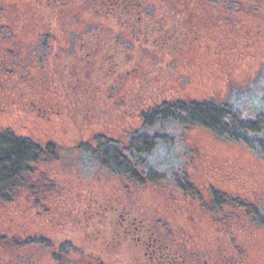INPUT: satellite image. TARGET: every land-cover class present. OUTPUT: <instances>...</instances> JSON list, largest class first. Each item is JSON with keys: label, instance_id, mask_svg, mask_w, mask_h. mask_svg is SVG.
Here are the masks:
<instances>
[{"label": "rangeland", "instance_id": "obj_1", "mask_svg": "<svg viewBox=\"0 0 264 264\" xmlns=\"http://www.w3.org/2000/svg\"><path fill=\"white\" fill-rule=\"evenodd\" d=\"M123 1L150 28L152 45L111 21L105 27L93 21L86 28L78 18V0L67 15L82 22L86 36L56 26L22 32L42 18L41 12L31 0H0V26L8 28L0 35V133L43 149L52 146L57 153L33 165L36 194L23 191L13 203L0 201V264H113L107 262L114 235L108 221L122 211L157 226L191 264L206 259L213 264L219 256L231 264H264V230L243 213L219 225L220 218L200 211L190 197L177 196L173 183H134L82 152L95 149L98 138L127 144L144 127L143 114L164 102H219L250 86L264 65V1L259 15L224 13L201 0ZM162 38L172 43L162 48ZM103 39L111 41L104 51L121 63L115 75L107 61L95 57L97 45L86 44ZM82 95L93 102L88 110ZM33 103L49 106L50 112L38 115ZM56 110L60 114L52 113ZM176 125L165 130L178 138L171 145L176 153L160 146L153 153L157 163L179 160V172L205 196L215 192L262 205L260 150L221 140L201 127ZM225 244H236L234 256ZM58 250L72 251L75 258H56Z\"/></svg>", "mask_w": 264, "mask_h": 264}, {"label": "trees", "instance_id": "obj_2", "mask_svg": "<svg viewBox=\"0 0 264 264\" xmlns=\"http://www.w3.org/2000/svg\"><path fill=\"white\" fill-rule=\"evenodd\" d=\"M201 1L203 6L224 13L259 15L262 13L261 6L264 0ZM144 122L146 127L130 138L131 147L126 151L129 159L123 156L120 146L103 144L102 141H98L95 149L84 148L83 157L89 158L94 164H101L115 174H123L134 162L138 163L140 171H144L142 173L150 177H138L134 180L135 183L140 185L173 183L174 193L177 196L181 193L190 197L201 207L200 211L222 220L229 218L230 211L241 212L250 218L255 228L264 230V201L258 206L238 199L232 200L228 195L215 192L214 196L211 194L205 196L194 185L188 183L187 176L184 177L185 175L179 172L178 168L181 165L179 160L174 158L170 159L169 163H157L158 161L153 159V153L160 146L176 153V149L171 145L178 138L165 133L166 126H174L175 123L178 124L175 127L180 128L201 127L221 140L256 148L261 151L264 159V65L250 86L241 91L233 90L227 99L219 102L207 99L201 102L196 100L164 102L152 110V115L144 116ZM56 154L52 146L43 149L30 140L18 138L10 133H0V201L5 204L13 203L18 195L29 189L28 194H36L37 183L30 178L33 165L39 164L46 157L55 158ZM181 175L183 177H178Z\"/></svg>", "mask_w": 264, "mask_h": 264}, {"label": "flooded vegetation", "instance_id": "obj_3", "mask_svg": "<svg viewBox=\"0 0 264 264\" xmlns=\"http://www.w3.org/2000/svg\"><path fill=\"white\" fill-rule=\"evenodd\" d=\"M30 3H32L35 6L38 12H41L42 18H40L39 16L34 18L32 22H29L26 29L25 28L21 29L22 32L24 30H29L30 32H34V33L42 32V31L44 32L47 29L49 31V29L52 26H56L59 28L64 27L66 33L69 32V30H71L73 34L74 33L76 34L77 31L78 35H83V36L87 35L86 34L87 32L85 30H84L85 32L83 33L81 32L82 24L80 23L82 22L80 21L78 23L76 21V18L74 19V17L67 15V12H70L69 10L71 5L73 3H77V0H31ZM79 4H81V6H79ZM77 5L79 7L77 11L78 13H80L78 18L86 23V28H89L90 25L92 27L93 21H96L98 25H104L105 21H111L112 24L118 26L117 28H120V31L126 32L127 35L132 34L134 38L139 37V39H143L145 43H150L152 45V36H151L152 32L150 28L146 27V24H141L143 23L142 17L141 16L137 17V14L134 12L133 5L131 3H128V1L78 0ZM96 7H100L99 12L101 8L102 9L104 8V13L100 14L99 12H97V10L95 9ZM42 12H44L45 14H43ZM61 15H64V19L63 22H60L61 24L59 25L57 23L59 22ZM109 17L111 19H109ZM114 29L116 28H112V30ZM6 30H8V28L5 25L0 26V35L5 33ZM93 35L98 36L99 35L98 31H95ZM167 39L168 38L163 39V41L161 40V42L163 43L162 48H165L167 46L166 44L172 43V39L169 41ZM109 42H111L109 39L108 40L103 39L98 43H93L92 40H89V42L86 44L88 46L90 45L92 46V44L97 45L96 54L94 53L95 57L96 58L99 57L100 61H104V63L107 61L108 63L106 67L108 69V72H112L115 75L116 71L119 70V68L116 66H118L120 62L116 63L115 62L116 60L112 56H110L109 50L104 51L105 47L104 48L102 47V46H106L105 44H108ZM93 49H95V47H93ZM42 58L43 56H41V60ZM91 63H93V61ZM29 80L33 82V80L31 79ZM42 81L43 78H40L34 82L39 83ZM85 90H87V88ZM81 100L83 104L87 106L86 109L88 110L90 106L87 103L91 101L84 98L83 95ZM33 108H34L33 109L34 112H37L38 115H42V116L47 114V112H50L48 111L50 107L44 104L38 106L36 103H33ZM52 113L60 114V111L58 110L57 112L56 110V112H52ZM149 114L152 115V110L150 112L143 114V121H144V116ZM145 127L146 125H144L143 128ZM140 131L130 135L129 138L127 139L128 141L127 144H125V141L123 143L122 141L108 140L102 138H98L100 140L95 139L94 142L96 143V147L99 143L98 141H102L103 144L109 143V144L118 145V147L120 146L119 148H122L121 152L123 156L129 159V156L128 154H126V151H129L131 147L130 138L140 133ZM150 134L152 135V133ZM91 148L93 149V147ZM85 157H89V156H85ZM94 161H97V159L96 160L94 159ZM126 169L127 171L123 172V174L122 173L115 174L109 170L108 171L111 172L113 175L115 174L118 176L128 177V179L133 182L135 179H138V177L141 178L150 177L149 175H144L143 174L144 171H140L141 168L138 165V163L135 164L134 162L133 166L131 167L129 166ZM24 193L25 196L28 195V191H24ZM234 214H237L234 210L230 211L229 218L231 219L234 216ZM244 217L247 218L245 215ZM247 219L250 220V218ZM219 221H220L218 222L219 225H222L224 222L228 221V218L226 220L221 219ZM108 222H111L113 225L114 235L111 237V240L109 242V247H111V250H110V254L108 255L107 262L113 264H191V261L187 256V254L184 253V251L177 249V247L174 246L169 241V239L164 235V233L157 228V226L153 224H148L147 222L138 220L136 218L129 219L128 213L123 211L120 214L119 218L115 217L113 219H110ZM226 249L227 251L230 250L228 252L230 257L234 256L236 244L227 245ZM62 255L66 256L65 258L70 260L75 258L73 257V255L75 254L72 251L58 250L55 253L56 258H63L65 260V258ZM212 260H213V264H231L232 262L230 258H225L221 256ZM203 264H212V263H210L206 259L205 263Z\"/></svg>", "mask_w": 264, "mask_h": 264}]
</instances>
